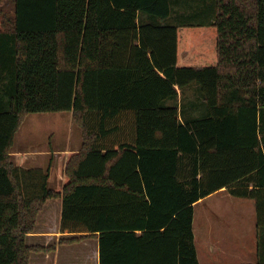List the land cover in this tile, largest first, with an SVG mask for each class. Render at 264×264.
<instances>
[{"label":"trees","instance_id":"1","mask_svg":"<svg viewBox=\"0 0 264 264\" xmlns=\"http://www.w3.org/2000/svg\"><path fill=\"white\" fill-rule=\"evenodd\" d=\"M3 1L0 264L85 242L98 264H199L194 205L221 189L254 201L264 264V0L178 17L171 0ZM192 84L202 101L185 104ZM46 113H70L82 136L54 189L50 165L11 157L27 117ZM52 201L60 237L28 244Z\"/></svg>","mask_w":264,"mask_h":264},{"label":"rangeland","instance_id":"2","mask_svg":"<svg viewBox=\"0 0 264 264\" xmlns=\"http://www.w3.org/2000/svg\"><path fill=\"white\" fill-rule=\"evenodd\" d=\"M172 6L175 9L174 17L178 16H186L187 12H189L190 6L200 5L201 0H171ZM178 2V10L176 9L175 3ZM199 2V3H198ZM209 2V0L207 1ZM205 3V0H204ZM203 5V4H202ZM201 5V6H202ZM0 11L2 13H6L7 15H12L13 6L8 1H3L0 3ZM1 13H0V24H1ZM180 21H174L172 18L168 21L167 24L176 25L179 24ZM194 89L196 91H194ZM186 97L183 99V102L186 104L191 100L202 101L200 97V89H197L196 84H192L187 88ZM187 113H189L190 105L185 106ZM82 143V136L80 129L75 125L72 120V115L70 113H46V114H31L25 120L21 129L17 132L14 138V144L12 153L14 154L12 160L15 165L19 164V159L16 156H19L20 153H26L29 155L28 158L33 159V153L35 152H48L55 153L58 155L55 164H52L55 168L53 174H50V180L48 183L49 188H58L61 187L64 181L65 174L62 173V167L65 166V159L62 158L64 153L62 152H71L77 151L80 149ZM66 153V155H67ZM60 154V155H59ZM62 155V156H61ZM46 164L48 163L49 156L47 155L44 160ZM35 162L28 163V165H34L38 163L37 159H34ZM44 163V162H43ZM230 203L223 207L221 212H215V209H212L211 202H205L202 206H199L196 209V217L194 228L195 232L200 235L203 231L207 229L209 226V230L213 231L220 227L226 226L229 230L233 231V229L240 230V217L239 214L244 213H252V209L247 207H252V202L247 201L249 204H243L244 202L240 199L229 198ZM213 202L218 203L219 200L216 199ZM56 203L58 208H56ZM53 206V207H52ZM50 212L51 218H49L48 224L51 229L54 228L56 223L58 224L60 214H61V204L59 201H52L47 203L45 206L42 216L39 218V227L43 226L45 221L44 213L46 211ZM58 210V211H57ZM222 215L223 221L221 218L213 219L209 218V214H212V217ZM229 221V222H226ZM249 223V221H248ZM242 225L247 224L242 223ZM211 225V227H210ZM249 228V227H248ZM38 232L39 229H38ZM204 233V232H203ZM214 234V233H213ZM37 244L41 246H45V241L43 240H34L28 241V244ZM56 243V240L49 241L47 245H52ZM199 254L203 258V253H205V262L204 258L201 259L202 264H249L248 262H252L251 258L247 256V258L243 261L242 258H238L236 261L234 258L222 257L218 254H213L210 258L208 257V251H203L201 245L197 242ZM96 243L95 242H85L76 246L69 247H58L54 253H50L48 255H33L31 258L30 264H96ZM251 256V255H250ZM207 263L206 260H209ZM243 262V263H241ZM253 264H256L254 261Z\"/></svg>","mask_w":264,"mask_h":264},{"label":"crops","instance_id":"3","mask_svg":"<svg viewBox=\"0 0 264 264\" xmlns=\"http://www.w3.org/2000/svg\"><path fill=\"white\" fill-rule=\"evenodd\" d=\"M0 30H1V24H0ZM23 126V125H22ZM21 129V128H20ZM17 134V133H16ZM13 149V147H12ZM12 153V150H11ZM64 153L63 157L64 159H66V153L67 152H62ZM35 155H33V160L31 162H35L34 159L38 160V163L34 164V165H28V163L31 159L28 158L29 155H27L26 153H20L18 154L19 159V164L17 166H21L23 168H32V167H38V168H47L49 165L51 167L50 170V174H53L54 171V166L52 164H55L56 159L58 158V155H56V152L54 153H48V152H35L33 153ZM14 154H11V157H13ZM49 156V160L48 163L46 164V161L44 160V158L46 156ZM60 155V154H59ZM62 156V155H61ZM41 159H43L44 161H42ZM44 162V163H43ZM62 173H64V167H62ZM50 180V179H49ZM229 198H235L231 195H229L226 191V189H221L220 191L208 196L207 198L197 202L194 205V221H193V232H194V241H195V247H196V252H197V258L199 261V264H202L201 259L204 258V262H205V253H203V258L202 256L199 254V250H198V246H197V242L201 245V248L203 249V251L206 250V252L208 251V257L210 258L213 254H218L219 256L222 257H229V258H234L236 261L238 258H242V260L244 261L247 256H249L251 258L252 262H248L249 264H253L254 261H256V252H257V238H258V231H257V225H256V210H255V204L254 201L252 200H248V199H242V198H236V199H240L242 200L245 204H249L247 203V201H251L252 202V207L247 206L249 208L252 209V213H244L242 212V214H239L240 217V230H236L233 229V231L229 230L228 227L226 226H220L218 228H216L213 233L211 230H209V226L207 227V229L205 231L202 232V234L198 235L195 232V228H194V223H195V217H196V209L199 206H202L205 202L210 201L211 203V207L212 209H215V212H221L223 207H226L229 203H230V199ZM218 199L219 202L215 203L213 202L214 200ZM57 205V204H56ZM58 208V206L56 207ZM58 211V210H57ZM221 214V217L215 216L212 217V214H209V218H213V219H219L221 218V221H223V217L222 215L224 213H219ZM49 213L46 214L45 217V221L43 223V226L39 229L40 232L36 231L35 234H31L28 236L27 240L28 241H32L34 242V240H43L45 241V246H47V243L49 241H57L58 238L60 237V234L58 233V229H57V223L54 226L53 229H51L50 225L47 224L49 221ZM249 221V223H248ZM229 222V221H226ZM242 223H247L245 225H242ZM211 227V225H210ZM249 227V228H248ZM31 245H36L34 243H31ZM96 264H98V252H97V244H96ZM251 255V256H250ZM213 257V256H212ZM207 263H209V260H206ZM206 263V262H205ZM243 263V262H241Z\"/></svg>","mask_w":264,"mask_h":264}]
</instances>
